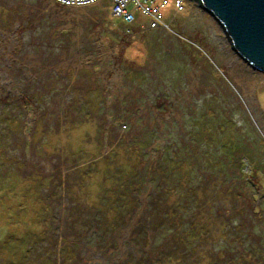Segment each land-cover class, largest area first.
Returning a JSON list of instances; mask_svg holds the SVG:
<instances>
[{"label":"rangeland","instance_id":"obj_1","mask_svg":"<svg viewBox=\"0 0 264 264\" xmlns=\"http://www.w3.org/2000/svg\"><path fill=\"white\" fill-rule=\"evenodd\" d=\"M190 2L0 0V264H264V75Z\"/></svg>","mask_w":264,"mask_h":264},{"label":"water","instance_id":"obj_2","mask_svg":"<svg viewBox=\"0 0 264 264\" xmlns=\"http://www.w3.org/2000/svg\"><path fill=\"white\" fill-rule=\"evenodd\" d=\"M221 28L232 52L264 75V0H194Z\"/></svg>","mask_w":264,"mask_h":264},{"label":"built area","instance_id":"obj_3","mask_svg":"<svg viewBox=\"0 0 264 264\" xmlns=\"http://www.w3.org/2000/svg\"><path fill=\"white\" fill-rule=\"evenodd\" d=\"M63 7L84 8L102 4L105 0H49ZM110 2L111 15L120 18L127 30H132L138 25L137 14L145 19L146 30L169 29V23L165 20L162 10L172 5L175 12L184 10L185 0H108ZM142 26V25H141ZM141 26H138L139 28ZM133 27V28H132Z\"/></svg>","mask_w":264,"mask_h":264},{"label":"crops","instance_id":"obj_4","mask_svg":"<svg viewBox=\"0 0 264 264\" xmlns=\"http://www.w3.org/2000/svg\"><path fill=\"white\" fill-rule=\"evenodd\" d=\"M169 1H172V0H169ZM188 1H190V0H188ZM190 3L193 5V7H195V9H196V7L198 6L195 2H194V3H193V2H190ZM168 8H169V10L167 11L166 16L168 17L169 15H171L170 18H169V22H170L171 25H169V26H170V28H172V23L174 24V21H175L176 18H177L176 16H178L180 13L184 12V10H185V8H186V4H185V2H184V10H183L182 12H180V13L175 12V11L173 10L171 4H169V6H167V7L164 8V9H168ZM175 24H176V23H175ZM175 24L173 25V27H176V28L178 29V27H177Z\"/></svg>","mask_w":264,"mask_h":264},{"label":"trees","instance_id":"obj_5","mask_svg":"<svg viewBox=\"0 0 264 264\" xmlns=\"http://www.w3.org/2000/svg\"><path fill=\"white\" fill-rule=\"evenodd\" d=\"M190 1H193V2H195L194 0H190ZM180 39H183V38H182V36L180 37Z\"/></svg>","mask_w":264,"mask_h":264}]
</instances>
